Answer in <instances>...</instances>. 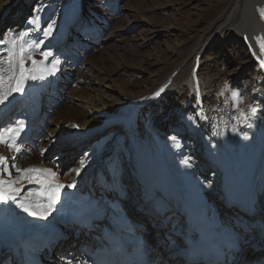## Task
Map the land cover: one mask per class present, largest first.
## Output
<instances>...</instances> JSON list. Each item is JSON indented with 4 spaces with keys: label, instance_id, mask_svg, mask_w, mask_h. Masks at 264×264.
<instances>
[{
    "label": "bare ground",
    "instance_id": "obj_1",
    "mask_svg": "<svg viewBox=\"0 0 264 264\" xmlns=\"http://www.w3.org/2000/svg\"><path fill=\"white\" fill-rule=\"evenodd\" d=\"M27 2L28 0H21L14 6L16 0H0V39L3 38L9 29L18 32L22 28L21 23L24 14L27 12ZM206 2V6L201 3L197 4L199 9L196 11V15L201 20L198 33H192V36L187 41L185 40L186 42L183 45L171 50L173 57L170 61L161 63L158 73L153 78L155 84L153 83V87L142 95L117 94L107 84L111 74H116L119 69L130 65L126 60H121L119 64L111 69V73L99 71L96 74H91L90 77L83 80V85L80 88H72L70 92L68 90L65 94L59 91L61 97H66L68 104L72 107L66 117L61 120L62 124L60 126L56 125L54 128L53 125L47 129L46 140L45 142L43 141L41 149L49 142L56 143L61 138L67 137L66 135L86 138L94 134L95 130L93 129L96 126H101L103 129L111 127L114 130L112 138L99 146L98 151H95L96 153H92L88 159H80V162H84L81 164V173L74 174V176L67 175L65 178L59 175L68 162L65 157L68 155L70 147L60 153L57 163L43 161L39 156H36V153H31L30 149V153L27 155L29 159H26L27 157L25 158V156H19L18 167L50 168L55 175L40 173L41 179L51 181L54 184L64 185L60 189V198L47 219L30 215L11 201L17 211L18 224L27 228L32 240L37 237L36 239L39 241L40 232L46 229L50 225L49 223L59 224L57 226L58 232L53 238L54 242L49 246V250L55 252L56 255L52 256L51 259L57 258V255L66 257L72 251L75 259L80 257L77 243L82 239V233L63 221L66 217V209L75 203L79 196L87 193L82 174L93 163H96V167L87 174L85 181L93 187L94 191L99 192L97 199L103 204L110 206L117 202L123 203L122 197L123 193H125L126 205L133 210L134 216L139 221L144 219L143 214H139V209L147 210L141 204V198H135L140 193L139 186L135 180H129L128 186V181L124 180L125 173H122V175L116 173V168L122 169L123 166H130L133 170L143 171L144 166L148 165L160 167V171L155 172L160 186L156 189L155 195L157 197L160 196L168 206L178 205L184 198L193 193L198 198H201L202 202H207L212 207H215L217 203L215 175L211 176V179L209 177L210 181L207 178L208 172L214 173L217 169L218 151L214 143L220 145L219 150H225L230 155L234 168V178L239 185L246 189L255 187L259 200L264 197V18L261 15L264 12V0H227L223 3H218L216 0H207ZM22 5H25V7L22 8ZM77 6L80 9L82 5L77 4ZM174 10L176 13L179 8H174ZM10 11L12 14H10ZM125 14L128 17L133 16V14H128L127 12H124ZM131 23L132 21H128L123 27L118 29L119 31L102 38L101 36L106 34L104 31L101 35L99 34L97 39L96 37L95 39L93 38L92 43L100 45L104 41L118 38L125 32H130L134 28ZM5 24V29L2 30V26ZM67 24L65 23L64 28ZM157 31L154 28L147 29L148 35H143L140 38V43H148ZM65 33L66 31H63L59 38ZM232 36L236 38L234 43L238 42V47L245 48L246 52L243 49L241 52L245 54L247 59L245 57L243 59L242 56L240 58L241 63H247L251 60L255 62L253 64H256L254 68L256 77L253 76V78H256L254 85L256 91H258L255 99L250 100L249 95L244 97L242 102L239 101L240 104L235 103L229 93L224 90L225 81L229 77L228 73L220 69L219 66L215 67L216 64L214 65L202 57V52L214 41ZM60 44L56 48L66 50L65 47L67 48V46H61ZM5 47L7 45H0V49ZM44 66L40 65L39 68ZM76 67L75 65L73 69H70L73 74L77 70ZM204 72L209 74L208 79L201 76ZM63 73L59 72V67H57L55 75L47 76L44 80H62L64 79ZM81 74L82 70L80 69L77 71V75L80 76ZM60 85L62 86V84ZM54 88L56 91L58 90V86L54 85ZM39 90L40 86L36 87L33 81H28L22 93H14L4 104H0V117L5 115L8 106L15 105L21 98L30 95L31 91L36 94L35 98H33L32 106L35 109L42 107L44 103L36 100L43 97ZM197 90L200 95L199 104H197L196 98ZM218 90L223 92L221 97H212L213 95L206 97L209 92L216 93ZM157 92L160 94L155 95ZM174 94H179L185 104L192 103V105L189 104V107L187 106L188 110L185 114H191V111L195 112L192 114L194 117L188 121V127L183 133V140H177L180 145L177 155H173V150L169 146L172 134L177 132L175 131L176 129L165 128L162 133L160 131L158 140L156 139L155 142L154 133L150 129L141 130L135 120L129 123L133 126L132 129L122 132L120 138L123 136V139L120 142L115 140L119 131L118 126L115 124L116 118L132 114L135 111H138L139 116L142 117L146 104L150 103L148 101L150 98H153L151 99L152 103L162 101L164 102L163 106H166V109L157 110L155 120L152 121L157 128H162L160 125L166 124V120H168V108L179 107V101H175L171 106L169 102H165V100H168L167 96H170L169 99H173ZM55 97H58V95L54 96V100L56 99ZM112 104H115L116 107H113ZM84 106L87 107V110H82ZM252 106L255 107L256 112L250 115L249 118L255 124L256 131L249 136L246 128L240 126L241 123L239 121L242 119L240 111L243 110L245 114H248L249 108ZM182 115L180 114L177 118L178 121H180ZM17 119L16 121L22 120L20 118ZM24 123L23 135L29 133L32 137L38 136V133L34 134L33 132L34 129L38 128L37 125L33 126L27 120ZM233 128L236 129L235 132L232 130ZM238 128L240 131H237ZM240 132L244 134L242 140L239 139L238 133ZM52 135L53 139H51ZM70 142L68 141L64 146ZM64 146L61 147L63 148ZM188 152H191L192 155L189 153V156H186L185 154ZM185 160L189 161L191 166H186L183 163ZM75 168L76 164L71 169ZM17 175L19 174L15 173L13 177ZM4 178L7 179V176H4ZM20 184L23 185L21 190L26 189V195L23 198L28 196L30 190L43 187V184L38 183L36 180L30 182L21 181ZM69 184L74 186L68 187L67 185ZM103 187H109V195H103ZM259 213H264V204L259 207ZM165 218H168L169 224L173 223V214L170 210L165 215ZM219 218L224 225L223 235L227 239H236L237 237L240 240L244 239L237 220L229 219L224 212ZM158 230L164 231L161 225L158 226ZM154 240L157 241L159 238ZM255 243H258V241ZM248 249L249 247L246 250ZM161 250L158 251V257L162 255ZM250 257L251 254L248 256L241 254L239 263L248 262ZM263 257L264 250L252 255L254 261L263 262ZM71 263L74 264L73 261Z\"/></svg>",
    "mask_w": 264,
    "mask_h": 264
},
{
    "label": "rangeland",
    "instance_id": "obj_2",
    "mask_svg": "<svg viewBox=\"0 0 264 264\" xmlns=\"http://www.w3.org/2000/svg\"><path fill=\"white\" fill-rule=\"evenodd\" d=\"M20 1L21 0H16L14 6ZM206 1L207 0H28L26 4L27 12L22 18V28L18 32L31 29L28 38L40 40L43 39L42 30L47 27L48 23L54 22L53 34L44 41L41 48L51 50L53 53V57H49L45 65H50L53 58L60 61L57 67H59V72H64V79H59L57 81L53 79L33 81L36 87L40 86L39 93L43 95V97L41 96L42 98L36 99L38 102L44 103L42 107L38 109L32 106L33 98H35L36 95L34 91H31L30 95L21 98L15 105L8 106L5 115L0 117V128L6 127L9 124H15L16 120H18L17 118H20L22 119L20 121L25 122L27 120L32 123L33 126L37 125L38 128L34 129L33 132L34 134L38 133V136L32 137L29 133L23 135L25 129L24 125V129L20 135L21 137L19 136L16 141L19 146V151L15 149L10 151L5 145L0 144V155H4L8 158L9 166L12 163L17 165L19 156H25L26 158L30 150L31 153H36V156H39L45 162L57 163L60 153L70 147V151L65 157L68 159V162L59 174L65 178V176L73 170L71 168L74 165L73 163H76L77 159H79V161L80 159H88L92 153H96L99 146L112 138L111 133L113 134L114 130L111 127L103 129L101 126H96L93 129L95 130L94 134L86 138H77L76 135H66L67 137L61 138L56 143L49 142L41 149L46 140L45 136L47 134V129L53 125L54 128L56 125L60 126L62 124L61 120L66 117L68 111H70L72 107L68 104L67 98L64 96L61 97L59 93L65 94L68 90V92H70L72 88H80V86L83 85V80L90 77L91 74H96L99 71L111 73V69L119 64L121 60H126L130 65L123 69H119L116 74L110 75L109 73L110 77L107 84L115 93L117 92V94L142 95L145 91L153 87V83L155 84L153 78L154 75L158 73L162 65L161 63L168 62L173 57L171 50L177 49L179 46L183 45L192 36V33H198L201 20L198 19L196 15V11L199 9L197 4L201 3L206 6ZM226 1L227 0H216L218 3ZM77 4L82 5L80 9H78ZM23 7H25V5H22V8ZM177 7L179 11L175 13L174 8ZM36 9H41V11L36 12ZM124 12L133 14V16L128 17L126 16L127 14L124 15ZM10 14H12L11 11ZM34 15H39L41 17L39 29L28 23L29 18ZM127 20L132 21L131 26H134L133 30L130 32H123L124 34L120 37L109 39L106 42L104 41V43L102 42L100 45L92 43L93 38L95 39L96 37L97 39L99 34L101 35L104 31L106 34L102 35V38H105V36L115 31H119L118 29L123 27L128 22ZM65 23L67 26L64 28ZM5 26L6 24L2 26V30L5 29ZM149 28H154L158 31L148 43L141 44L140 38L143 35H148L146 31ZM63 31H66V33L59 38ZM65 36L67 38L66 42H62ZM235 40L236 38L232 36L230 38L214 41L205 48L202 52V57L206 59V61L212 62L214 65L216 64L215 67L219 66L220 69L228 73L229 77L225 81L224 90L229 93L230 97L231 90H238L243 98L250 95L249 99L254 100L256 92L258 91H256L254 85V80L256 79L254 68L256 64H253L255 62L251 60L247 63H241L240 58L243 56L244 59L245 57V54L241 52V50L243 49L244 52L246 51L244 47H238L237 45L239 44L238 42L234 43ZM59 44L61 46H67V48L65 47L66 50L56 48ZM213 57L214 59H212ZM33 58L38 61L42 59L38 51L33 53ZM245 59L247 58L245 57ZM28 64L31 66L30 61H28ZM75 65L77 66V70L73 74V71L70 69H73ZM39 67L40 65H37L38 69ZM80 69L82 70V74L78 76L77 71ZM201 76L206 79L209 78L207 72L202 73ZM253 76L255 77L253 78ZM214 82L216 83V81ZM60 84H62V86ZM54 85L58 86L57 91ZM217 92H209L206 97H211L212 95V97H216V95L217 97H221L222 95L220 93L222 91L218 90ZM57 95L58 97H55L56 99L54 100V96ZM173 96V99H169L170 96H167L168 100H165V102H169L171 106L175 101H179V107L172 109L168 108V120H166V124L160 125L162 128H157L152 121L155 120L157 110L166 109V106H163L164 102L162 101L152 103L151 99L153 98L148 100L150 103L146 104L142 117L140 116L138 118L139 120L136 119V124L140 126L141 130L150 129V131L154 133L155 142L156 139L158 140L160 131L162 133L165 128L176 129L175 131L177 132L172 134L171 142L169 143V146L173 150V155L175 156L180 149L177 140H183V133L188 127V121L190 118L194 117L192 114L195 112L191 111V114H185L188 110L187 106L189 107V104L192 105V103L189 102V104H185L184 101L181 100L179 94H174ZM240 102L235 101V103L238 104H240ZM112 105L116 107L115 104ZM252 108L255 107L252 106ZM82 110H87V107H82ZM34 111L36 118L33 121L29 120L27 114L29 115ZM180 114L183 115L180 121H178L177 118ZM92 122H94V120H92ZM240 126L246 128L249 136L252 132L256 131L255 124L251 122L249 116L247 121L241 123ZM237 131H240V129L238 128ZM238 134L240 136L239 139L242 140L244 134L242 132ZM51 139H53V135ZM68 141H71L68 144L69 146H64ZM61 146L64 147L62 148ZM189 153L191 154V152H188L185 155L189 156ZM13 157L15 159H13ZM26 159H29V157ZM10 171H12L14 176L16 173L15 170L10 168ZM207 175L208 181H210L214 173L208 172ZM121 182L123 181L121 180ZM129 183L130 181L127 182L128 186ZM25 190L24 188L20 191V199L26 195Z\"/></svg>",
    "mask_w": 264,
    "mask_h": 264
},
{
    "label": "snow or ice",
    "instance_id": "obj_3",
    "mask_svg": "<svg viewBox=\"0 0 264 264\" xmlns=\"http://www.w3.org/2000/svg\"><path fill=\"white\" fill-rule=\"evenodd\" d=\"M36 12L41 9H36ZM262 18H264V12H262ZM41 17L34 15L29 18V25L39 29ZM54 22L48 23L47 27L42 30L43 39L32 40L29 39V32L26 31L14 32L9 29L0 39V45H7V47L0 49V104H4L10 96L14 93H22L24 91L25 84L28 81L44 80L47 76L55 75L57 66L60 61L53 58L50 66L45 65V62L49 60V57H53L51 50L42 49L41 45L44 41L53 34ZM39 52L42 57L41 60L33 58L34 52ZM28 61L31 62L29 66ZM37 65H45L43 68H37ZM163 91V89H161ZM157 92L155 95H159ZM223 95V92L220 93ZM231 97L233 101H241L243 97L238 90H231ZM197 104L200 103V95L197 90L196 93ZM256 109L250 107L248 114H245L243 110L240 111V123H245L248 116L255 114ZM191 119V118H190ZM24 129L23 121H16L15 124H9L6 127L0 128V144L5 145L10 151L15 149L19 151V146L16 141ZM234 132L235 128L232 129ZM13 159H15L13 157ZM183 163L186 166H191L190 162L185 160ZM83 164V161H81ZM11 169H14L19 175L13 177ZM79 172V168L74 170ZM40 173L50 174L52 176L55 173L50 168H36L27 167L20 168L15 163L9 166V160L6 156L0 155V201H12L17 207L23 209V211L29 213L34 217L41 219H47L54 206L57 204L60 198V189L64 187L63 184H54L51 181H44L40 177ZM7 176V179L4 178ZM36 180L38 183L43 184V187L36 190H30L27 197L20 199L19 193L23 185L21 181ZM19 185V186H17ZM73 187V184L67 185ZM71 264V262H69Z\"/></svg>",
    "mask_w": 264,
    "mask_h": 264
}]
</instances>
